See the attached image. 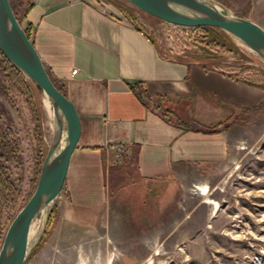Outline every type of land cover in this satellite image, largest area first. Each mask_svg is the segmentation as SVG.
Instances as JSON below:
<instances>
[{
    "label": "rangeland",
    "instance_id": "1",
    "mask_svg": "<svg viewBox=\"0 0 264 264\" xmlns=\"http://www.w3.org/2000/svg\"><path fill=\"white\" fill-rule=\"evenodd\" d=\"M91 1L110 4L124 17V12L131 14L151 30L165 53L172 45L182 58L204 61L209 69L241 83L264 78V61L234 39L238 50L231 52L210 43L203 28L170 27L121 0ZM215 1L222 11L254 18L264 28V7H251L253 0ZM18 2L12 0L17 17ZM245 86V95L224 105L229 138L225 161L181 167L161 181L127 187L108 204L96 234L78 243L50 247L48 238L36 248L46 222L25 264H264V90ZM32 95L0 66V132L10 143L2 166L13 185L0 208V247L7 227L35 189L36 171L40 174L51 138L46 100L35 90ZM191 115L185 112L182 118L195 128ZM39 139L45 145L42 156ZM116 150L122 160L125 150ZM202 186L208 188L204 196L198 191ZM62 195L64 186L58 199ZM55 224L51 222L53 228ZM39 225V219L32 221L36 232Z\"/></svg>",
    "mask_w": 264,
    "mask_h": 264
},
{
    "label": "crops",
    "instance_id": "2",
    "mask_svg": "<svg viewBox=\"0 0 264 264\" xmlns=\"http://www.w3.org/2000/svg\"><path fill=\"white\" fill-rule=\"evenodd\" d=\"M18 1L21 27L28 29L51 81L74 104L81 124L47 246L96 234L108 204L127 187L161 181L181 167L227 159L224 105L245 95L243 83L204 61L167 55L150 29L140 25L143 30H138L110 4ZM251 7H264V0H253ZM245 19L264 30L258 20ZM135 83L144 85L153 104L140 103L129 88ZM157 105L185 124L182 115L193 114L196 127L186 131L165 123ZM201 126H218L219 132H197ZM118 148L125 150L122 160ZM125 157L132 158L138 180L109 197L107 169Z\"/></svg>",
    "mask_w": 264,
    "mask_h": 264
},
{
    "label": "water",
    "instance_id": "3",
    "mask_svg": "<svg viewBox=\"0 0 264 264\" xmlns=\"http://www.w3.org/2000/svg\"><path fill=\"white\" fill-rule=\"evenodd\" d=\"M121 1L169 25L219 29L264 61V30L245 18L222 11L211 0ZM0 52L46 100L51 114V138L36 187L7 227L0 247V264H25L45 230L49 213L64 185L81 124L74 104L52 83L9 0H0ZM35 219L40 220V225L33 239L28 241Z\"/></svg>",
    "mask_w": 264,
    "mask_h": 264
},
{
    "label": "trees",
    "instance_id": "4",
    "mask_svg": "<svg viewBox=\"0 0 264 264\" xmlns=\"http://www.w3.org/2000/svg\"><path fill=\"white\" fill-rule=\"evenodd\" d=\"M9 3L11 5L12 11L14 12V8L12 6V0H9ZM124 13H125L126 18L130 20L132 23H134L135 27L138 30H143V28H141V26L136 22V20L132 17L131 14L126 13V12ZM16 18L19 24L21 25V18L17 16ZM203 29L206 30V33H207L206 36L208 37V40L210 43L219 45L221 47H227L231 52L238 50L235 43L232 41V38L229 35H227L225 32L219 29L210 28V27H204ZM24 31L29 37L30 34H29L28 29H25ZM0 66L3 67L7 75L26 94H28L29 97L31 98L33 97L32 90H35L33 85L31 83H28L25 77L2 55L1 52H0ZM263 82H264V78L260 79L259 81H253V82H248L245 80L242 81V83H244L247 86L264 90ZM54 86L63 94L62 89H60L56 84H54ZM129 88L131 92L135 95V97L140 101V103L143 104V106L147 107L148 104L154 103V101H151L150 97L148 96L147 91L143 84L135 83L131 85ZM160 99H162V97L156 98L158 102H160ZM157 108L160 110V113L165 123L173 127H176V128H181L186 131L191 130L187 126V124L179 120L177 115L173 113L172 111H170L169 109L161 110L159 105H157ZM200 128L201 130H196V131L197 132L201 131L205 134H216L219 132V130L217 129L218 126H213V127L201 126ZM38 144H39V149H40L39 155L42 156V151L45 145L41 139H39ZM9 152H10V143H8V141L6 140L5 135H3L0 132V208H1V204L9 198L13 190L12 182L9 180L8 177H6L5 170H3V166H2L8 160ZM131 163H132V158L130 159V162H128L127 158L125 157L124 162L122 164H119L117 166H112L107 169L106 188H107V193L109 197H113L117 193V191L123 186L136 182L138 180L137 175H136V169L134 167H131ZM38 174H39V169H37L36 171V177H35V182H34L35 187H36L38 177H39ZM56 217H57V208H56V205H54L47 218V228L44 234L42 235V237L40 238V242L36 245V248H38L42 243H44L49 238L52 232V229H53V225L56 221ZM51 222H53V225H51Z\"/></svg>",
    "mask_w": 264,
    "mask_h": 264
},
{
    "label": "built area",
    "instance_id": "5",
    "mask_svg": "<svg viewBox=\"0 0 264 264\" xmlns=\"http://www.w3.org/2000/svg\"><path fill=\"white\" fill-rule=\"evenodd\" d=\"M166 24V23H165ZM167 25H169V24H167ZM170 27H173V28H180V29H198V28H187V27H180V26H174V25H169ZM173 38L172 37H169V40L171 41ZM168 54L167 55H171V56H175V57H177V56H181V54L180 53H177L176 51H175V49L173 48V46L172 45H168ZM73 73H75V71L73 72Z\"/></svg>",
    "mask_w": 264,
    "mask_h": 264
},
{
    "label": "bare ground",
    "instance_id": "6",
    "mask_svg": "<svg viewBox=\"0 0 264 264\" xmlns=\"http://www.w3.org/2000/svg\"><path fill=\"white\" fill-rule=\"evenodd\" d=\"M46 105H47V102H46ZM65 137H66V134L64 133L63 134V142L65 141ZM198 191L201 193L202 196L206 195V187L202 186V187L198 188ZM35 233H36V231L31 226L29 229L28 241H30L33 238ZM82 264H84V263H82Z\"/></svg>",
    "mask_w": 264,
    "mask_h": 264
},
{
    "label": "flooded vegetation",
    "instance_id": "7",
    "mask_svg": "<svg viewBox=\"0 0 264 264\" xmlns=\"http://www.w3.org/2000/svg\"><path fill=\"white\" fill-rule=\"evenodd\" d=\"M206 187V186H205ZM206 190H208V188L206 187Z\"/></svg>",
    "mask_w": 264,
    "mask_h": 264
}]
</instances>
